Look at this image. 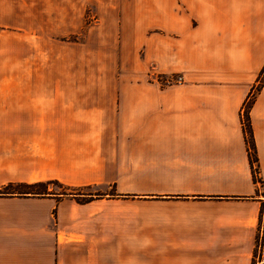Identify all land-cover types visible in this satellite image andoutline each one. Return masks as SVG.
<instances>
[{
  "label": "crops",
  "instance_id": "crops-1",
  "mask_svg": "<svg viewBox=\"0 0 264 264\" xmlns=\"http://www.w3.org/2000/svg\"><path fill=\"white\" fill-rule=\"evenodd\" d=\"M263 69L264 0H0V264H253Z\"/></svg>",
  "mask_w": 264,
  "mask_h": 264
},
{
  "label": "rangeland",
  "instance_id": "rangeland-1",
  "mask_svg": "<svg viewBox=\"0 0 264 264\" xmlns=\"http://www.w3.org/2000/svg\"><path fill=\"white\" fill-rule=\"evenodd\" d=\"M74 55L72 54V57ZM124 76L123 72L121 69H116V65H72L71 67V77H86V78H114V77H121ZM149 77L152 78H156L158 81L160 80V78H157V76L155 75V73H151V75H148ZM165 80L168 78H172V77H164ZM262 79V77H261ZM164 79H161V82H159L160 84L163 83L165 84ZM264 81V79H262ZM162 86V84H161ZM264 85L260 86V82L258 83L256 89L259 87L260 89L263 87ZM258 88V89H259ZM111 89V87H110ZM257 91H260V89ZM48 190L50 191V193H56L57 195H60V193H63L65 190L62 188H59L58 186L55 185H50L48 186ZM7 192H15V190H6L5 188H3L2 190H0V196H8L11 194H6ZM22 192H27V190L22 189ZM44 192V191H43ZM68 193H76L74 194L76 197V201L79 204H87L90 203L92 201L95 200H100L103 198H111L109 195L106 194H110L112 192H114V189H110L107 187H98V186H94L91 188H76L74 190L71 191H66ZM42 193V192H41ZM46 193V192H45ZM48 193V192H47ZM72 195V194H70ZM255 256V254H254Z\"/></svg>",
  "mask_w": 264,
  "mask_h": 264
},
{
  "label": "trees",
  "instance_id": "trees-1",
  "mask_svg": "<svg viewBox=\"0 0 264 264\" xmlns=\"http://www.w3.org/2000/svg\"><path fill=\"white\" fill-rule=\"evenodd\" d=\"M261 77H262V79H264V69L261 73L260 79L258 80V83L260 82V86L264 85V81L261 79ZM256 92H258L257 89H256L255 93ZM252 102L253 101L250 98L249 102L246 103V106H245L246 119H245V123H243V127H244V134H245V138H246V143L248 146L250 162H251L252 169H253L254 180L256 183H261L260 179L257 177V174H258V168L256 167L257 153H256V146H255V141H254L253 130H252L251 123H250V110H251ZM51 184L58 185V183H56V182H52V183H48V184H35V185H9L5 189L6 190H12V189L15 190V192H7L6 194H18V195L46 194L45 192L47 191L48 186H50ZM22 189L27 190V192H22ZM71 194L74 195L76 193H71Z\"/></svg>",
  "mask_w": 264,
  "mask_h": 264
},
{
  "label": "built area",
  "instance_id": "built-area-1",
  "mask_svg": "<svg viewBox=\"0 0 264 264\" xmlns=\"http://www.w3.org/2000/svg\"><path fill=\"white\" fill-rule=\"evenodd\" d=\"M160 80L159 82H161L162 77H159ZM182 81L181 77H172V78H168L165 80V84H162V87H167L173 84H177L180 83ZM245 119H246V109L244 107V111L242 113V121L243 123H245ZM253 264H264V228H261L258 236H257V240H256V247H255V256H254V263Z\"/></svg>",
  "mask_w": 264,
  "mask_h": 264
}]
</instances>
